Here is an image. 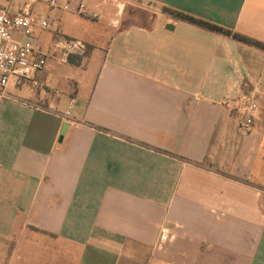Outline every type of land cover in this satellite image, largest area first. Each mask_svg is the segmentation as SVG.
I'll return each instance as SVG.
<instances>
[{
  "label": "crops",
  "instance_id": "0c3cea01",
  "mask_svg": "<svg viewBox=\"0 0 264 264\" xmlns=\"http://www.w3.org/2000/svg\"><path fill=\"white\" fill-rule=\"evenodd\" d=\"M85 4L98 24L39 10L89 56L50 60L0 110V264H38L41 235L78 264H264V48L168 11L264 44V0Z\"/></svg>",
  "mask_w": 264,
  "mask_h": 264
},
{
  "label": "built area",
  "instance_id": "2783aa9c",
  "mask_svg": "<svg viewBox=\"0 0 264 264\" xmlns=\"http://www.w3.org/2000/svg\"><path fill=\"white\" fill-rule=\"evenodd\" d=\"M40 4L64 13L77 14L87 19L98 20L100 15L90 10L83 1L77 0H0V110L10 98L9 87L17 88L31 82L44 85L40 76L50 60L69 63L71 57L86 58L89 48L82 40L65 37L57 19L39 10ZM35 28L54 35L53 46L42 49L36 45ZM71 97L64 117L68 118L76 106ZM242 127L249 131L259 119L261 108L255 100H249Z\"/></svg>",
  "mask_w": 264,
  "mask_h": 264
},
{
  "label": "rangeland",
  "instance_id": "374dc122",
  "mask_svg": "<svg viewBox=\"0 0 264 264\" xmlns=\"http://www.w3.org/2000/svg\"><path fill=\"white\" fill-rule=\"evenodd\" d=\"M82 1L86 3V0ZM57 14V11H53L50 15L51 17H57ZM77 16V18L85 22V26L98 24V21L87 19L79 15ZM86 56H89V51ZM69 70H72L71 72L73 73L81 72V69L77 68H72ZM69 75L73 74L70 73ZM31 243L34 245V250L29 249L28 252L24 253L25 263L27 261H32L34 263L37 262L38 264H78L79 262L80 251L77 248L69 247L67 243L59 241L55 238L52 239L43 235H41V237H39L38 239L28 238L27 240V238H25L24 244Z\"/></svg>",
  "mask_w": 264,
  "mask_h": 264
},
{
  "label": "trees",
  "instance_id": "16d2710c",
  "mask_svg": "<svg viewBox=\"0 0 264 264\" xmlns=\"http://www.w3.org/2000/svg\"><path fill=\"white\" fill-rule=\"evenodd\" d=\"M173 16L177 17L179 20L183 21V22H187L190 24H193L195 26H198L200 28H203L205 30L211 31V32H216V33H220V34H224V35H233L236 39L240 40V41H244V42H248V43H254L255 45L264 48V44L257 42V41H253L247 37L241 36L239 34H234L233 32H231L230 30H227L217 24L211 23V22H207L198 18H195L191 15L182 13V12H177V11H172V10H168ZM74 57V56H73ZM71 57L70 60L73 58ZM80 59H84L83 57H79ZM69 60V61H70Z\"/></svg>",
  "mask_w": 264,
  "mask_h": 264
},
{
  "label": "water",
  "instance_id": "95a60500",
  "mask_svg": "<svg viewBox=\"0 0 264 264\" xmlns=\"http://www.w3.org/2000/svg\"><path fill=\"white\" fill-rule=\"evenodd\" d=\"M65 130H66V126L64 127L62 134H64V133H65Z\"/></svg>",
  "mask_w": 264,
  "mask_h": 264
}]
</instances>
